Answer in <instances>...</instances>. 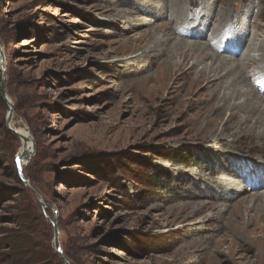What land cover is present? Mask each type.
Returning a JSON list of instances; mask_svg holds the SVG:
<instances>
[{
	"label": "rangeland",
	"instance_id": "obj_1",
	"mask_svg": "<svg viewBox=\"0 0 264 264\" xmlns=\"http://www.w3.org/2000/svg\"><path fill=\"white\" fill-rule=\"evenodd\" d=\"M173 1L0 0V84L11 122L33 140L23 177L47 205L18 177L20 139L0 101V232L26 206L47 220L50 244L55 223L71 264H264V229L246 226L264 222V198L254 200L264 153L258 162L207 132L215 85L191 93L183 76L166 80L178 38L186 49L220 42L217 59L242 60L253 37L264 38V17L253 25L264 1L213 38L219 0L192 14L183 0L190 16L178 20ZM247 74L242 91L264 93V76Z\"/></svg>",
	"mask_w": 264,
	"mask_h": 264
},
{
	"label": "bare ground",
	"instance_id": "obj_2",
	"mask_svg": "<svg viewBox=\"0 0 264 264\" xmlns=\"http://www.w3.org/2000/svg\"><path fill=\"white\" fill-rule=\"evenodd\" d=\"M182 1L183 0L173 1L172 7L174 10L179 11V13H171L172 18L178 20V18L182 19L190 16L185 13L183 8H181ZM187 1L189 14H192L193 11L195 12V8L198 9L200 5H205L208 2V0H201L199 1L200 4L194 5L191 3L192 0ZM234 1L235 0H219L221 6L223 5L226 9H221L223 13L219 18L218 24L211 31L212 38L216 34H221V32L223 34L231 32L232 28L238 21V14L246 13L252 6L257 7V5H261L264 0L239 1V6L236 8L234 6L231 7V2ZM263 17L264 7L262 6L259 7L257 16H255V22L253 23L255 29H259L263 26L260 22ZM236 37L235 34L231 38L233 42L238 39ZM167 40L168 39H164V41ZM252 40H254V37ZM252 40L250 41V44L246 46L247 49L246 54L244 53V58L237 61L232 56L216 58L219 57V54L217 53H219L220 50L224 51L220 42L209 44L188 43L190 45L189 48L186 49L184 47V40L178 38L175 40L176 43L174 46L171 47V51L178 55L179 63L177 64L174 62L172 57L169 58V73L166 80L173 79L178 82V77L183 76L186 78V85L191 93L194 89H202L204 87L211 88L215 85L216 89L211 92V100L213 103L215 102V104L212 103L210 107L212 116L206 119L204 124L205 129L207 132L209 131L210 134H215V140L224 139L226 135H228V137H231V144L227 149L233 151L238 150L240 152H243L246 149L245 151L248 152H256L255 154H258V157L252 158L261 162L264 157L263 155V157H261V154L264 153V93L259 91L261 88L258 89L259 92L251 93L252 95L242 91L243 87L247 88L249 81V75L247 74L248 70L252 69V75L257 78L261 76L263 78L264 76V38L257 41V43H251ZM207 58H209V64L204 63V65H202L201 63ZM215 63L216 65L214 66ZM198 65H202V67L200 68ZM261 85L263 84H260V87ZM221 88L223 89L222 91ZM241 99L242 101H239L238 103L235 102ZM231 101L233 102L230 103ZM224 116H227L225 121L223 120ZM221 124V128L218 129L217 127ZM9 126L16 133L23 136H30L25 128L15 127L12 122ZM204 138H207L206 135H204ZM20 144L21 146L18 154H21L23 150H29L31 146L30 141L23 142L22 139H20ZM232 144L233 146H231ZM242 144H245L246 147H243ZM24 165L25 164H23V166ZM256 172L260 173V170ZM262 172H264L263 166ZM261 185V183H254L252 186L248 187H251V191H255L261 189ZM254 197V200L261 202L264 198V192L258 195L255 194ZM262 218L264 219V216H262ZM246 226H255V229L256 227L264 229V222L260 224L258 220L255 222L251 220Z\"/></svg>",
	"mask_w": 264,
	"mask_h": 264
},
{
	"label": "trees",
	"instance_id": "obj_3",
	"mask_svg": "<svg viewBox=\"0 0 264 264\" xmlns=\"http://www.w3.org/2000/svg\"><path fill=\"white\" fill-rule=\"evenodd\" d=\"M3 108L5 111L6 106L3 105ZM180 159L183 160L184 157ZM183 162H189V159ZM156 174L155 177L159 173ZM38 210H31L26 206L17 207L18 215L12 219L17 225L0 232V264H63L49 242V229L46 232L40 231L48 226L45 225L47 220ZM37 234L40 236L37 237ZM63 255L66 259L69 258L66 251H63Z\"/></svg>",
	"mask_w": 264,
	"mask_h": 264
},
{
	"label": "water",
	"instance_id": "obj_4",
	"mask_svg": "<svg viewBox=\"0 0 264 264\" xmlns=\"http://www.w3.org/2000/svg\"><path fill=\"white\" fill-rule=\"evenodd\" d=\"M2 63H3V53H2L1 48H0V68L2 66ZM0 97L2 98L3 102L5 103V105L7 107L6 123H5L6 128L10 132H12L14 135H16L19 139H22L23 142L30 141V143H31L29 150H27V149L23 150V152L21 154L17 153L14 157V162H15V167H16L18 177H19L20 181L22 182V184L29 187L27 180L23 177L22 168H23V164H26L28 162V160L30 159V157L34 154L33 140H32L31 136H23L19 133H16L13 129L10 128L9 124L11 123V120L13 118V104H12L11 100L9 99V97L7 96V94L5 93L3 83L0 84ZM31 191L35 195V197L37 198L41 208L45 209L47 207V205H45L42 202L40 196L35 191H33L32 189H31ZM52 226H53V240H52L53 248H54L55 252L58 253L60 258L62 259L63 264H71L63 256L62 250H61L59 243H58V240H57V232L55 230V223L54 222L52 223Z\"/></svg>",
	"mask_w": 264,
	"mask_h": 264
}]
</instances>
